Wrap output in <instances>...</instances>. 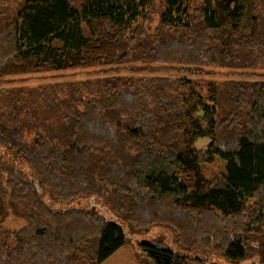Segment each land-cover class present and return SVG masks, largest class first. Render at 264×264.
Instances as JSON below:
<instances>
[{
  "label": "trees",
  "instance_id": "1",
  "mask_svg": "<svg viewBox=\"0 0 264 264\" xmlns=\"http://www.w3.org/2000/svg\"><path fill=\"white\" fill-rule=\"evenodd\" d=\"M186 1L164 0L161 26L187 33L153 46L144 23L154 0H26L8 42L0 43V78L121 64L137 56L142 42L151 61L200 73L223 56L244 58L234 50L243 40L259 45L264 38V17L249 18L258 0H206L203 30L195 34ZM202 32L212 39H202ZM260 45L257 61L263 62ZM169 50L178 57L160 60ZM192 84L112 79L103 85L112 91L108 96L70 92L61 104L30 114L10 91L0 102L4 109L11 105L0 116V264H101L127 242L117 218L136 212L133 200L145 208L146 201L164 198L172 213L177 207L196 217L186 235L198 251L210 250L225 264H244L255 252L264 258V83L226 91L211 82L204 95ZM225 124L227 134L221 133ZM30 130L32 141L25 135ZM203 138L210 139L208 150L195 146ZM215 158L226 162V172L209 181L203 166ZM97 197L102 212L67 206ZM204 212L216 215L217 225L207 226ZM9 215L27 225L6 231ZM140 248L152 264H190L157 242ZM15 251L21 260L11 258Z\"/></svg>",
  "mask_w": 264,
  "mask_h": 264
},
{
  "label": "rangeland",
  "instance_id": "2",
  "mask_svg": "<svg viewBox=\"0 0 264 264\" xmlns=\"http://www.w3.org/2000/svg\"><path fill=\"white\" fill-rule=\"evenodd\" d=\"M73 1L76 5L81 0ZM205 1L206 0L186 1L191 18V28L193 31H195L193 34L196 32L200 33V31L203 30L204 25L201 20V8L203 7ZM25 2L26 0H0V43L8 42L7 36L11 35L10 29L12 22L15 20ZM164 10V0H154L153 7L145 19V38L147 39V43L152 44L153 46L159 45L162 41L166 40L171 42L173 40L171 38L172 36H177L181 33H187V31L182 29H163L161 26V17ZM260 15L264 17V0H258L255 3L251 9L249 18L252 17L251 22H255V16L260 17ZM256 23H258V21ZM190 36L192 35L189 34V37ZM201 37L202 39L209 37L212 39L211 33L206 32H202ZM243 41L245 43L243 47H241L242 45H239V47H234L235 51H241V58L244 57L241 60L227 59L225 56H223L224 59L222 58L218 65L204 67L200 70V73L197 72L192 74H189L188 72L185 74L183 69L186 68L161 63L159 64L151 61L146 54L148 53L149 47H147L146 42H142L139 46H137V56L128 58L121 64L97 67L79 66L77 68L64 71H46L0 78V102L3 100L8 101L10 98L8 97V93L11 91L12 94L15 95V101L25 100V103L22 105L28 109L30 114L34 107L39 109V107L43 106L44 104H61L62 100H66L67 97H69L70 92L77 95L76 92L80 91V95L88 97L91 95L89 93V90H91L94 94L101 92L102 96H108L112 91L109 89L105 91L103 85L112 79H121L123 81L132 79L133 82L144 79L148 81L151 79H163L167 82L185 79L193 81V87L203 95L207 91L206 86L211 82L216 83L218 86L226 89V91L227 89L231 90L233 86L239 87L249 84L264 83V61H257V58H259V52L257 51V48L260 44H264V38H262L261 42H259V45L253 44L254 42L247 40ZM209 42L212 43L214 41L210 40ZM260 48L263 53L264 45H260ZM165 52L166 54L161 53V57H159L161 58L160 60H163V58L166 56L171 58L178 57L173 50ZM220 52L222 55V51ZM249 57L250 62L247 61V58ZM229 62L232 64L228 66L227 63ZM180 70L184 73V75L181 74ZM85 83H89V86L86 89L82 87ZM184 92L186 91H181V93ZM228 103V97L227 95H224V97L220 99V105L226 108ZM34 104L37 106H34ZM10 107L11 105H8L7 109H4L1 106L0 116L3 114L8 116L11 112ZM228 125L230 124H225L222 126L221 133H228L226 131ZM244 128H247V126H244L243 128L241 126L239 130L242 131ZM233 134L234 132H230V135ZM25 135L28 141H32L35 132L30 130L25 132ZM230 138L231 136L229 139ZM209 144L210 139L203 138L199 139L195 146L198 150H208ZM225 172L226 162L219 158H215L213 162L207 163L203 166V175L209 181H214L221 178ZM102 201L103 200L99 199L98 197L91 200L79 199L67 206H69L68 208H96L98 211L102 212ZM133 202H136V208L134 210L136 212H132V214H129V216L134 219L142 220L143 222H139L137 220H131V222L129 216L128 218L126 216H124V218H122V216L118 217V222H120L127 234V242L101 264H152L140 248L141 244L147 241L166 245L182 254H185L189 258L190 264H225L222 259L220 260L217 258V256H215V254H213L210 250L198 246L201 248L200 251H198L192 247L194 241L188 238V235H186L188 228L193 226V224L188 221L189 218L191 221L193 220V217L196 218L195 216H192L191 212L184 211L176 207L172 213L169 209H167V205H169L170 202L168 198L160 200L153 199V201L148 200V204L147 201L145 202V208H142L143 206H140L141 204L139 205L137 201L133 200ZM120 205L121 203L119 206ZM167 211L170 213L168 215L171 217L170 219L167 217ZM105 214L108 216V213L105 212ZM202 216L206 218L205 221L207 226L211 224L217 225L218 222H216V215L213 216L208 212H204ZM174 221H178L177 224L182 223L185 228L178 229V225L176 226ZM26 225L27 222L15 218L14 216L12 217V215H9L2 223L3 229L6 231L19 230ZM262 231L264 233V228H262ZM2 240L3 238H0V242ZM4 243L9 244V240ZM258 247L259 246L256 244L255 248ZM15 253L16 251L13 253L11 258L16 256L18 260H21L20 257ZM249 257L251 259L246 261L244 264H264V258L261 257L260 254L256 255V252L250 254ZM21 262L23 264H27L25 263L27 261L24 262L21 260ZM21 262L13 260L12 264H22Z\"/></svg>",
  "mask_w": 264,
  "mask_h": 264
}]
</instances>
